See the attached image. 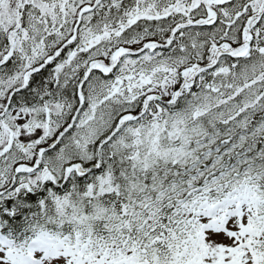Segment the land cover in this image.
I'll return each mask as SVG.
<instances>
[{
    "label": "snow or ice",
    "instance_id": "6c2138e0",
    "mask_svg": "<svg viewBox=\"0 0 264 264\" xmlns=\"http://www.w3.org/2000/svg\"><path fill=\"white\" fill-rule=\"evenodd\" d=\"M0 264H264V0H0Z\"/></svg>",
    "mask_w": 264,
    "mask_h": 264
}]
</instances>
